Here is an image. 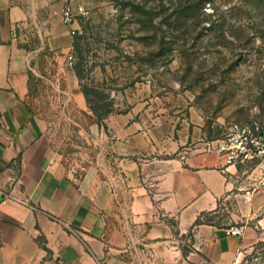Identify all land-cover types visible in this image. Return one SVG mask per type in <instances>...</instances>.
<instances>
[{
    "label": "crops",
    "instance_id": "crops-1",
    "mask_svg": "<svg viewBox=\"0 0 264 264\" xmlns=\"http://www.w3.org/2000/svg\"><path fill=\"white\" fill-rule=\"evenodd\" d=\"M41 1L57 78L85 109L63 2ZM29 15L0 0V264H238L261 239V161L205 152L223 135L194 109L182 118L147 104L96 122L104 158L70 169L30 102L31 53L16 32ZM187 148L197 151L182 158Z\"/></svg>",
    "mask_w": 264,
    "mask_h": 264
},
{
    "label": "rangeland",
    "instance_id": "rangeland-1",
    "mask_svg": "<svg viewBox=\"0 0 264 264\" xmlns=\"http://www.w3.org/2000/svg\"><path fill=\"white\" fill-rule=\"evenodd\" d=\"M10 3L36 14L16 29L31 53L30 102L75 172L104 158L106 138L95 131L91 106L101 114L153 104L182 118L190 108L223 136L235 122L264 127V0H72L73 66L88 92L85 109L57 78L43 2ZM255 222L261 239L238 264H264V223Z\"/></svg>",
    "mask_w": 264,
    "mask_h": 264
},
{
    "label": "built area",
    "instance_id": "built-area-1",
    "mask_svg": "<svg viewBox=\"0 0 264 264\" xmlns=\"http://www.w3.org/2000/svg\"><path fill=\"white\" fill-rule=\"evenodd\" d=\"M63 7L61 18L70 35H75L77 32V19L73 10L72 0H62ZM80 15L88 16L89 10L80 8ZM70 63L73 62V57L69 56ZM216 149L222 155L226 156L229 163L244 162L247 159L257 158L264 165V127L257 123L242 124L232 123L223 138L218 144L213 147L210 143L205 145V152ZM196 149H185L181 152V157L186 158L189 155L196 153ZM263 176L259 182V187H264V168ZM1 192V190H0ZM228 235L243 236L244 229L241 226L230 225L225 230Z\"/></svg>",
    "mask_w": 264,
    "mask_h": 264
},
{
    "label": "trees",
    "instance_id": "trees-1",
    "mask_svg": "<svg viewBox=\"0 0 264 264\" xmlns=\"http://www.w3.org/2000/svg\"><path fill=\"white\" fill-rule=\"evenodd\" d=\"M81 89H82L84 95L87 96L88 92L86 90H84L82 87H81ZM91 110H92L93 114L96 116L98 122H101L111 112L108 110L104 113L98 114L92 106H91Z\"/></svg>",
    "mask_w": 264,
    "mask_h": 264
}]
</instances>
